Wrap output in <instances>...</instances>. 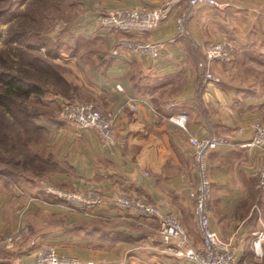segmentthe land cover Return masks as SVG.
Here are the masks:
<instances>
[{
  "label": "crops",
  "instance_id": "1",
  "mask_svg": "<svg viewBox=\"0 0 264 264\" xmlns=\"http://www.w3.org/2000/svg\"><path fill=\"white\" fill-rule=\"evenodd\" d=\"M217 1L197 7L184 1L156 29L140 34L103 28L98 17L118 8L159 7L165 0L80 1V15L66 32L73 53L61 54V74L76 98L116 112L114 142L106 143L94 127L45 116L41 123L51 147L45 156L53 163L46 177L68 189L98 188L105 202L85 216L46 203L37 178L7 185L2 193L5 202L11 196V206L0 208V233L23 224L30 233L0 253V264H36V250L49 245L84 263L193 264L166 251L157 219L114 201L126 194L174 212L200 246L189 197L198 180L190 139L210 135L228 139L208 157L211 226L235 245L238 264H264V240L260 255L254 244L264 230V186L254 175L263 151L236 146L251 138L254 122L264 123V0ZM179 17L186 32H180ZM125 39L166 46L155 58L122 45ZM219 41L233 43L232 59L214 61L220 80H207L199 62L206 47ZM52 94L59 103L66 99L60 91ZM131 97L136 109L128 105ZM178 113L189 115L187 128L169 119Z\"/></svg>",
  "mask_w": 264,
  "mask_h": 264
},
{
  "label": "built area",
  "instance_id": "2",
  "mask_svg": "<svg viewBox=\"0 0 264 264\" xmlns=\"http://www.w3.org/2000/svg\"><path fill=\"white\" fill-rule=\"evenodd\" d=\"M186 1L191 7L200 5H219L217 0H165L164 4L155 8L132 7L118 8L98 17V24L103 28L140 34L156 29L167 19L174 7ZM180 32H186L182 17L177 19ZM122 45L135 51L158 57L166 46L165 41L158 40H131L125 39ZM234 45L229 41H219L208 45L204 57L199 66L205 71V79L219 81L220 78L212 71L214 61L229 62L232 59ZM137 98L131 97L128 105L136 109ZM61 116L64 120L75 124L81 129L96 128L103 140L110 144L114 142L113 127L116 120V112H105L91 102H83L76 99H65L62 102ZM187 113H178L169 116V119L183 128H187ZM242 128L236 129L241 131ZM193 157L198 171V182L190 190L189 197L193 201L195 214L198 219L202 234V243L195 246L186 228L178 216L172 212H164L152 202L142 198H132L126 194L115 198V205L124 209H131L138 215L146 218H154L159 221V232L165 238L168 253L181 257L193 264H238L235 254V245L224 240L211 226V179L209 174L208 157L219 145L228 143L225 137L210 135L207 137H192ZM237 147H259L263 151V160L254 171L258 178V184L264 186V123L256 121L252 124V136L246 141L236 143ZM40 190L54 197L53 201L46 203L74 210L85 216H94L96 210L105 202L101 190L95 187L84 189H64L45 179H39ZM28 231L26 226L18 228L13 234L7 235L2 241H15L20 239ZM264 230L257 232L254 244L260 255ZM36 264H95L94 262H82L74 255L59 254L55 247L45 246L36 250Z\"/></svg>",
  "mask_w": 264,
  "mask_h": 264
},
{
  "label": "rangeland",
  "instance_id": "3",
  "mask_svg": "<svg viewBox=\"0 0 264 264\" xmlns=\"http://www.w3.org/2000/svg\"><path fill=\"white\" fill-rule=\"evenodd\" d=\"M80 1L81 0H0V73L16 75L24 82L28 84H37L42 89L38 95L32 94L28 98L6 96L4 91L0 90V127L2 125L3 128L4 121H7L8 124L5 128H9L8 132L11 133V122L14 121L13 116L18 115L19 117L28 119L27 115L25 116V114H23L27 112L36 113L32 118L34 122L37 123V125H41L43 129L36 132L32 120H26L25 122L24 119V127L26 130L22 132V141L17 143L18 146L13 154L19 152V147L23 149H27L28 147L32 151L38 150L43 154L50 152L51 147L48 142V136L41 122H43L42 120L45 119V116H60L62 113V102L64 101L59 103L56 99L52 98L53 91L61 92L63 89V91H66V93L62 92L66 95V99L91 102L76 98L75 94L73 95L74 91L72 88H65L62 83L58 82L59 79L52 75L51 70L55 68L56 70L64 71L65 68H63L64 66L59 59L63 60L65 57H62L61 54L73 53L72 45L74 44H71L70 39H67L66 32L71 23L80 15ZM14 117L16 118V116ZM1 143L0 141V146ZM24 143L27 145L26 147H24ZM0 151V153L5 152V155H11L12 153L7 150ZM14 169L12 164H6L0 161V170L7 173L5 174L7 179H20V181H22L26 179V175H30L28 176L29 178H36V175L27 174V171L21 172V169ZM10 171H14L15 174L10 175ZM46 176L45 174L37 175V177H40L37 179H45L50 182L47 180ZM2 177L3 176H0L1 209L6 202L8 206H11V196L8 197L5 202V197L7 196H5L2 191L3 189L6 191L8 190L7 185H13L11 183H6L2 180L4 179ZM68 211L76 212L74 210ZM21 220L22 219H20V221ZM22 226H26L28 231L24 233L20 239L12 242L2 241L5 236L13 234ZM22 226L16 229L8 228L0 233V253L8 252L18 241L28 236L30 233L29 226L27 224H23Z\"/></svg>",
  "mask_w": 264,
  "mask_h": 264
},
{
  "label": "trees",
  "instance_id": "4",
  "mask_svg": "<svg viewBox=\"0 0 264 264\" xmlns=\"http://www.w3.org/2000/svg\"><path fill=\"white\" fill-rule=\"evenodd\" d=\"M51 70H52V75L59 79L58 82L62 83V85L65 88L69 89L70 88L69 83L61 74L62 70H56L55 68H52ZM0 84H1L0 90L4 91L6 96H12V97L28 98L32 94L38 95L42 90L39 85L31 84V83L28 84L24 82L18 76L9 74V73H0ZM61 92L66 93V91H63V89ZM23 114H25V116L27 115L28 119L19 117L18 115H14L16 116V118L13 116L14 121L11 122V130H12L11 133L8 132L9 128H5L7 127L6 125L8 124L7 121H4L3 128H2V125L0 127V141L2 142L0 146V150H5V151L7 150V151L12 152L11 155H7V154L5 155V152L0 153V161L5 162L6 164H12V167H14L15 169L17 168L19 170L21 169L22 170L21 172L27 171L28 172L27 174L36 175V178H40V177H37V175H43V174L47 175V172L53 168V163L51 161L50 156L47 157L45 156L46 154H43L41 151H38V150L32 151L28 147L27 149H23L19 147L21 148V149L18 148L19 154L18 153L13 154L14 150L18 146L17 143H20L22 141V137H21L22 132L26 130L24 127L25 125L24 119H25V122L26 120L28 121L32 120L33 122L32 124H34V128L36 132H38L39 130H43L41 125H37V123H35L34 119L32 118L34 115H36V113L26 112ZM26 146L27 145L24 143V147ZM9 173L10 175L15 174L14 171H10ZM5 174L7 173L0 170V176H3L2 178H4V181L6 183L15 184V183L20 182V179H15V180L11 178L7 179L6 178L7 176ZM26 176H25L26 179H30L28 177L30 175H26ZM46 196L48 200L50 201L54 200V197H52L51 195L46 194Z\"/></svg>",
  "mask_w": 264,
  "mask_h": 264
}]
</instances>
